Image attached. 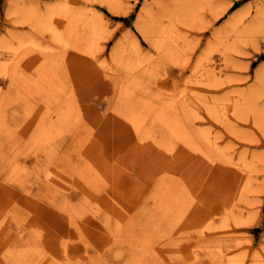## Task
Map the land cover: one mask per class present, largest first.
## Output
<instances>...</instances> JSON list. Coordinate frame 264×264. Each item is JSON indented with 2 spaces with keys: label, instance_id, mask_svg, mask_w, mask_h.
Wrapping results in <instances>:
<instances>
[{
  "label": "rangeland",
  "instance_id": "rangeland-1",
  "mask_svg": "<svg viewBox=\"0 0 264 264\" xmlns=\"http://www.w3.org/2000/svg\"><path fill=\"white\" fill-rule=\"evenodd\" d=\"M56 1L0 0V264H264V0Z\"/></svg>",
  "mask_w": 264,
  "mask_h": 264
},
{
  "label": "bare ground",
  "instance_id": "bare-ground-1",
  "mask_svg": "<svg viewBox=\"0 0 264 264\" xmlns=\"http://www.w3.org/2000/svg\"><path fill=\"white\" fill-rule=\"evenodd\" d=\"M63 1H64V0H63ZM57 2H58V3H61V2H59V1L57 0V1H56V4H57ZM54 3H55V2H54ZM54 3H53V5H54ZM68 3H69V2H68ZM68 3L66 2V6H68ZM64 4H65V2H64ZM64 4H63V2H62V4H60L61 6L58 4V6L61 7V8L58 7V9H62V6H63ZM69 5H70V3H69ZM71 5H72V4H71ZM71 5H70V6H71ZM51 6H52V5H51ZM51 6H50V7H51ZM72 6H74V5H72ZM72 6H71V7H72ZM76 6H77V5H76ZM76 6H75V7H76ZM228 6H229V5H228ZM228 6L226 5L225 8L220 9L221 11H219V13H217V14L214 15V16H215V17H219V16L225 11V9H227ZM53 7L55 8V5H54ZM64 7H65V6H64ZM51 8H52V7H51ZM66 8H67V7H66ZM69 8H70V7H69ZM142 8H143V7H142ZM56 10H57V8H56ZM63 10L65 11L64 8H63ZM144 10H145V9H144ZM144 10H143V11H144ZM261 10H262V8H261ZM52 11H53V10H52ZM52 11H50V13H51ZM59 11H60V10H59ZM64 11H63V12H64ZM66 11H68V10H66ZM66 11H65V12H66ZM73 11H74V8H73ZM73 11H72V12H73ZM77 11H79V10H77ZM80 11H81V10H80ZM80 11H79V12H80ZM115 11H116V10H115ZM259 11H260V10H259ZM68 12H71V11H68ZM68 12H67V13H68ZM81 12H82V11H81ZM81 12L78 14V16L81 15ZM118 12H121V11H118ZM260 12H261V11H260ZM261 13H263V12H261ZM83 14H84V13H83ZM257 14H258V13H257ZM263 14H264V13H263ZM50 15H51V14H50ZM50 15H49V13H48V16H50ZM52 15H53V13H52ZM58 15H59V13H58ZM70 15H71V13H70ZM85 15H86V14H85ZM87 15H89V14H87ZM139 15H141V14H139ZM81 16H82V15H81ZM92 16H93V15H92ZM263 16H264V15H263ZM58 17H59V16H58ZM261 17H262V16H261ZM47 18H48V17H47ZM79 18H81V17H79ZM83 18H84V17H83ZM86 18H87V21H88V22H89V20H90V21H92V22H91L92 24H96V23H93V22H95V21L91 20L92 17H91V19H89V18H90V15H89V17H86ZM257 18H258V17H257ZM262 18H263V17H262ZM48 19H50V17H49ZM81 19H82V18H81ZM84 19H85V18H84ZM84 19H82V20L84 21ZM88 19H89V20H88ZM93 19H94V17H93ZM232 19H233V18H232ZM253 19H254V18H253ZM255 19H256V18H255ZM258 19H259V18H258ZM57 20H58V18H57ZM59 20H60V19H59ZM236 20H238V19H236ZM260 20H263V19H260ZM44 21H46V20H44ZM83 21H81V22H83ZM169 21L171 22L170 19H169ZM234 21H235V20H234ZM251 21H252V19H251ZM53 22H54V18H53L52 22H50V24H52V27H53ZM235 22H236V21H235ZM263 22H264V21H261L262 24H263ZM41 23H43V22L41 21ZM45 23H46V22H45ZM45 23H44L43 25H45ZM160 23H162V20H161V22H159V24H160ZM171 23H172V22H171ZM232 23H233V22H232ZM259 23H260V22H259ZM46 24H48V23H46ZM92 24L89 23V27H90V25L92 26ZM167 24H168V23H167ZM230 24H231V23H230ZM234 24H235V23H234ZM234 24H233L232 26H234ZM142 25H143V24H142ZM142 25H140L141 28H142ZM45 26H46V25H45ZM56 26H57V25H56ZM56 26H55V27H56ZM93 26H94V25H93ZM97 26H98V24H97ZM151 26H152V25H151ZM151 26L149 27V29L151 28ZM156 26L158 27V24H157ZM162 26H164V24H161L160 28H161ZM169 26H170V25H169ZM50 27H51V26H50ZM55 27H53V28L55 29ZM153 27H154V26H153ZM157 27H156V28H157ZM172 27H173V26H171V28H172ZM46 28H48L49 31H50V28H49V27H46ZM143 28H144V27H143ZM154 28H155V27H154ZM160 28H159L158 30H160ZM163 28H164V27H163ZM173 28H174V27H173ZM229 28H230V27H229ZM232 28H233V27H232ZM51 29H52V28H51ZM57 29H58V28H56L55 30H57ZM98 29H99V27H98ZM151 29H152V28H151ZM161 29H162V28H161ZM176 29H177V28H175V30H176ZM234 29L236 30L235 27H234ZM52 30H53V29H52ZM93 30H94V28H93ZM95 30H96V29H95ZM144 30H145V31H144ZM171 30H172V29H171ZM175 30L173 29V31H175ZM177 30H178V29H177ZM14 31H16V30L14 29ZM97 31H98V30H97ZM142 31H144V33L147 32L146 29H143ZM150 31L152 32V30H150ZM168 31H169V33H170V34L168 33V36H169V35H171V31H170V30H167V32H168ZM54 32H55V31H54ZM56 32H58V31H56ZM159 32H161V30H160ZM176 32H177V31H176ZM176 32H175V33H176ZM15 33H16V32H15ZM62 33H63V32H62ZM165 33H166V31L164 32V36H165ZM17 34H18V33H17ZM22 34H24V33H22ZM94 34L96 35V32H95ZM156 34H157V33H156ZM177 34H178V33H177ZM25 35H26V34H25ZM52 35H54L53 32H52ZM57 35H58V34H57ZM57 35H56L55 39H56V38H57V39L59 38V40H60V37H58ZM147 35H149V34H147ZM153 35L155 36V33H153ZM54 36H55V35H54ZM54 36H53V37H54ZM59 36H60V34H59ZM63 36H64V35H63ZM151 36H152V35H151ZM151 36H150V37H151ZM174 36H175V34H174ZM176 36H177V35H176ZM13 37H14V36H13ZM24 37H25V36H24ZM24 37H22V39H23ZM61 37H62V36H61ZM95 37H96V36H95ZM169 37H170V36H169ZM26 38L32 39V38H30V36H28V35H26L25 39H26ZM151 38H152V37H151ZM154 38L156 39V37H154ZM161 38L163 39L164 37H161ZM161 38H160V39L158 38L159 40L156 39V41L158 40L157 42L160 43L159 41L161 40ZM177 38H178V37H177ZM220 38H221V37H220ZM6 39H7V38H6ZM9 39H10V38H8V40H9ZM33 39H34V38H33ZM148 39H149V38H148ZM155 39H154V40H155ZM166 39H168V37H167ZM166 39H165V40H166ZM173 39H174V38H173ZM173 39H172V40H173ZM210 39H212V38H210ZM13 40H16V39L13 38ZM18 40H19V39H18ZM27 40H28V39H26V41H27ZM35 40H36V42H37V39H35ZM43 40H44V39H43ZM59 40H58V41H59ZM93 40H94V39H93ZM16 41H17V40H16ZM22 41H24V40H22ZM152 41H153V40H152ZM167 41H168V40H167ZM10 42H11V40H10ZM19 42H21V40H20ZM36 42H35V43H36ZM38 42H40V41L38 40ZM61 42H62V41H61ZM163 42H164V40H163ZM21 43H22V42H21ZM28 43L30 44V41H29ZM28 43H27V44H28ZM31 43H32V41H31ZM33 43H34V40H33ZM33 43H32V44H33ZM41 43H42V42H41ZM41 43H39V44L36 43V45H34V44H33V45H34V47L37 46V45L40 46ZM64 43H65V42H64ZM66 43L69 44V42H66ZM66 43H65V44H66ZM117 43H118V42H117ZM117 43H116V44H117ZM158 43H157V44H158ZM19 44H20V43H19ZM22 44H23V43H22ZM32 44H31V45H32ZM68 44H66V45H68ZM116 44H115V45H116ZM165 44H166V42H165ZM165 44H164V45H165ZM175 44H176V43H175ZM177 44H178V43H177ZM8 45H10V44H8ZM25 45H26V42H25ZM25 45H24L23 47H26V48L23 49V52H24V53H28V52H30V51H29V48H28L27 46H25ZM154 45H155V43H154ZM4 46H5V45H4ZM11 46H12V45H11ZM20 46H22V45H20ZM20 46L18 45L17 48H22V47H20ZM28 46H29V45H28ZM42 46L44 47V45H42ZM116 46H117V45H116ZM116 46H114V47H115V48H114L115 50H114V49L112 50V52L115 51L114 53H116V50L118 49V46H117V49H116ZM155 46H156V48H157V45H155ZM162 46H163V45H161V47H162ZM5 47H6V46H5ZM40 47H41V46H40ZM46 47H47V50L51 49V48H49L47 45H46ZM46 47H44V49H45ZM6 48H7V47H6ZM12 48H13V47H12ZM12 48H11V49H12ZM37 48H39V47H37ZM67 48H68V47H67ZM136 48H137V47H136ZM211 48H212V45H211ZM211 48H210V49H211ZM7 49H8V48H7ZM9 49H10V48H9ZM13 49H14V50L16 49L15 46H14ZM40 49H43V48L41 47ZM44 49H43V50H44ZM87 49H88V48H87ZM134 49H135V48H134ZM134 49H133V50H134ZM138 49L140 50V48H138ZM203 49H204V48H203ZM207 49L210 50L208 47H207ZM14 50H13V51H14ZM17 50H18V49H16V51H17ZM45 50H46V49H45ZM18 51L20 52L21 49L18 50ZM92 51H93V50H92ZM135 51H136V50H135ZM159 51H160V50H159ZM127 52H128V51H127ZM129 52H130V51H129ZM129 52H128V53H129ZM203 52H204V51H203ZM17 53H18V52H17ZM20 53H21V52H20ZM114 53H113V55H114ZM125 53H126V52H125ZM139 53H141V50H140V52H138V54H139ZM206 53H208V51H207ZM141 54H142V53H141ZM201 54H202V53H201ZM201 54H200V55H201ZM203 54H205V52H204ZM203 54H202V55H203ZM208 55H209V53H208ZM14 56H15V55H14ZM139 56H140V55H139ZM206 56H207V55H205V57H206ZM1 57H2V56H1ZM203 57H204V56H203ZM203 57H202V58H203ZM205 57H204V58H205ZM94 58H95V56H94ZM146 58H147V57H146ZM146 58H144V59H146ZM0 59H1V58H0ZM200 59H201V57H200ZM206 59H207V58H205V60H206ZM148 60H150V59H148ZM53 61H54V60H53ZM141 61H142V60H141ZM141 61H139V63H140ZM144 61H145V60H144ZM2 62H3V61H2ZM10 62H11V61H10ZM43 62L46 63L44 60H43ZM43 62H42V63H43ZM129 62H130V61H129ZM44 63H43V64H44ZM136 63H138V62H136ZM139 63H138V64H139ZM148 63H149V62H148ZM5 64H6V63H5ZM9 64H10V63H9ZM0 65H1L2 67H3V65H4L3 63H1V60H0ZM135 65H136V64H135ZM135 65H134V66H135ZM6 66H7V65H6ZM8 66H9V65H8ZM51 66H52V65H51ZM129 66H130V65H129ZM134 66H133V68H134ZM136 66H137V65H136ZM4 67H5V66H4ZM40 67H43V66L41 65ZM127 67H128V66H127ZM127 67H126V69H127ZM145 67H146V66H145ZM6 68H7V67H6ZM124 69H125V68H124ZM1 70H3V69H1ZM4 70H5V69H4ZM131 70H132V69H131ZM258 70H259V69H258ZM260 71H261V69H260ZM1 73H3V72H1ZM1 73H0V74H1ZM4 73H5V71H4ZM7 74H8V73H7ZM17 74H19V72H18ZM22 74H23V73H21V74H19V75L22 76ZM3 75H4V74H3ZM23 75H25V74H23ZM13 76H16V74L14 73ZM17 76H18V75H17ZM258 76H259V75H258ZM6 77H7V75H6ZM19 78H21V77L19 76ZM259 78H261V77H259ZM23 79L25 80V77H23ZM26 79H27V77H26ZM30 79H31V78H30ZM21 81H22V80H21ZM25 81H26V80H25ZM28 82H30V81H28ZM241 154H242V153H241ZM244 154H245V153H244ZM220 155H222V154H220ZM224 155L226 156L225 153H224ZM242 155H243V154H242ZM233 156H234V154H233ZM221 157H222V156H221ZM228 157L230 158V156H228ZM252 157H253V156H252ZM224 158H225V157H224ZM238 158H239V154H238ZM151 159H152V158H151ZM232 159H233V158H232ZM240 159H241V158H240ZM240 159H239V160H240ZM227 160H228V159H227ZM242 160H243V159H242ZM246 160H247V157H246ZM251 160H252V158H251ZM253 160H254V159H253ZM233 161H234V160H233ZM239 162H240V161H239ZM239 162H238V163H239ZM247 162H248V161H247ZM249 162H250V161H249ZM251 162H252V161H251ZM251 162H250V163H251ZM235 163H236V162H235ZM250 163H249V164H250ZM233 164H234V163H233ZM244 164H245V163H243V166H244ZM251 164H252V163H251ZM251 164H250V166H252ZM245 165H247V164H245ZM245 167H246V166H244V169L247 168V169L250 170V168H249L248 166H247L246 168H245ZM242 168H243V167H242ZM249 172H250V171H249ZM249 172H248V173H249ZM248 178H249V176H248ZM246 180H247V179H246ZM246 180H245V181H246ZM248 181H249V180H248ZM246 184H247V182H246ZM243 187H244V185H243ZM127 192H128V191H127ZM0 224H1V223H0ZM221 254H223V253H221ZM25 255H27V254H25ZM136 261H137V260H136ZM231 263H233L232 260H231ZM236 263H237V262H236Z\"/></svg>",
  "mask_w": 264,
  "mask_h": 264
}]
</instances>
